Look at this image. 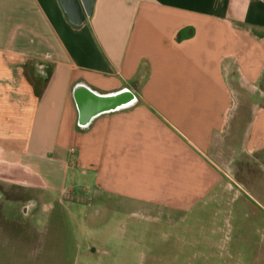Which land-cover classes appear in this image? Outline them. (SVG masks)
<instances>
[{
  "label": "crops",
  "instance_id": "1",
  "mask_svg": "<svg viewBox=\"0 0 264 264\" xmlns=\"http://www.w3.org/2000/svg\"><path fill=\"white\" fill-rule=\"evenodd\" d=\"M73 2L0 0L7 163L130 215L217 211L241 194L264 211L248 192L264 202V0ZM78 85L135 101L82 127Z\"/></svg>",
  "mask_w": 264,
  "mask_h": 264
},
{
  "label": "rangeland",
  "instance_id": "2",
  "mask_svg": "<svg viewBox=\"0 0 264 264\" xmlns=\"http://www.w3.org/2000/svg\"><path fill=\"white\" fill-rule=\"evenodd\" d=\"M7 162L0 155V191L35 207L22 227L0 217V264H264V211L245 194L217 211L208 205L184 216L130 215L133 207L62 199ZM57 178L54 188L74 185ZM248 192L264 204L258 191Z\"/></svg>",
  "mask_w": 264,
  "mask_h": 264
},
{
  "label": "water",
  "instance_id": "3",
  "mask_svg": "<svg viewBox=\"0 0 264 264\" xmlns=\"http://www.w3.org/2000/svg\"><path fill=\"white\" fill-rule=\"evenodd\" d=\"M72 10L76 9L73 0H64ZM73 95L78 106L80 125L86 127L90 121L103 113L123 108L133 101L135 96L128 89L107 95H98L82 85L76 86Z\"/></svg>",
  "mask_w": 264,
  "mask_h": 264
},
{
  "label": "flooded vegetation",
  "instance_id": "4",
  "mask_svg": "<svg viewBox=\"0 0 264 264\" xmlns=\"http://www.w3.org/2000/svg\"><path fill=\"white\" fill-rule=\"evenodd\" d=\"M4 196L0 191V217H2L4 222H11L9 224L14 225L16 228L19 224L22 227L23 222L26 223L27 217L35 207V203L32 199H22L21 197L7 198Z\"/></svg>",
  "mask_w": 264,
  "mask_h": 264
},
{
  "label": "trees",
  "instance_id": "5",
  "mask_svg": "<svg viewBox=\"0 0 264 264\" xmlns=\"http://www.w3.org/2000/svg\"><path fill=\"white\" fill-rule=\"evenodd\" d=\"M137 82L138 79L135 78V80L133 81V87L135 88V90H137Z\"/></svg>",
  "mask_w": 264,
  "mask_h": 264
}]
</instances>
